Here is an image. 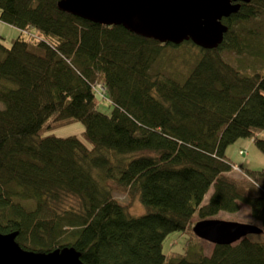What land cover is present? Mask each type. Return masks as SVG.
I'll list each match as a JSON object with an SVG mask.
<instances>
[{
    "label": "trees",
    "instance_id": "trees-1",
    "mask_svg": "<svg viewBox=\"0 0 264 264\" xmlns=\"http://www.w3.org/2000/svg\"><path fill=\"white\" fill-rule=\"evenodd\" d=\"M58 1L0 0V20L20 30L9 47L0 38V232L17 231L29 251L74 247L85 264H264V168L232 176L224 154L239 137L264 153V48L242 25L264 14V0L241 2L223 19L222 42L187 54L185 69L164 50L179 44L85 20ZM74 121L81 136L45 134ZM114 190L137 195L145 213L131 215ZM240 203L261 239L207 255L195 236L163 252L167 234L192 232L194 215Z\"/></svg>",
    "mask_w": 264,
    "mask_h": 264
},
{
    "label": "water",
    "instance_id": "water-1",
    "mask_svg": "<svg viewBox=\"0 0 264 264\" xmlns=\"http://www.w3.org/2000/svg\"><path fill=\"white\" fill-rule=\"evenodd\" d=\"M250 0H59L58 7L74 16L104 24L122 25L159 42L180 44L191 40L204 49L216 48L228 25L224 18ZM200 239L214 245L232 244L262 229L255 224L207 218L192 227ZM17 231L0 232V264H85L74 247L34 252L15 240Z\"/></svg>",
    "mask_w": 264,
    "mask_h": 264
},
{
    "label": "rangeland",
    "instance_id": "rangeland-1",
    "mask_svg": "<svg viewBox=\"0 0 264 264\" xmlns=\"http://www.w3.org/2000/svg\"><path fill=\"white\" fill-rule=\"evenodd\" d=\"M243 27L247 30L252 31L249 34L252 37L256 44L264 48V14H257L251 20H245L242 23ZM33 31V30H32ZM34 32V31H33ZM20 34V30L7 24L0 20V38L2 39L3 43L9 47L12 40L15 39ZM245 34V33H243ZM167 56L168 61H177L175 63H179L178 67L181 69H185L188 55L194 56L199 54L200 50L195 45H191L190 43L183 42L179 45L172 46L166 45L164 48ZM188 54V55H187ZM231 54L233 57L232 59L236 60L240 56L236 55L234 52L224 54V56L230 58L228 55ZM236 56V57H234ZM252 58V57H251ZM167 60V57L160 58L156 61V63L152 66V72L160 65L164 64ZM194 60V59H193ZM170 62V63H171ZM190 65V64H189ZM171 68V67H170ZM186 71L185 73H187ZM99 100V108L101 111L109 112L108 101L106 99H102L101 97H97ZM3 108V103L0 102V109ZM84 130V125L79 121H74L69 124L56 127L45 134H54L58 137H68V136H81ZM258 137L264 139V131L257 133ZM246 153V154H245ZM225 156L232 161L235 165L232 169V176L235 177H243L240 165L245 168L249 169H263L264 168V153L255 145L253 141V137H239L233 143L229 144L226 149L224 150ZM212 192V188L208 190L205 194L204 202L207 201L210 194ZM113 196L116 200L119 201L121 204H126L129 207V213L133 216H140L145 213V207L141 203L140 199L137 195H135L132 199L128 197L125 192L120 191H113ZM213 218L223 219V220H231V221H238L242 223H251L255 225H259V222L255 220L251 214L250 209L246 204H239V208L235 213H228V212H219ZM198 221L197 215H194L192 218V222ZM190 230L186 229L185 231H173L167 234V236L163 240L162 249L165 254H169L171 252H181L183 246L186 244V241L192 242V238L196 235ZM252 239L262 238V235H255L252 234L249 236ZM198 238V237H197ZM201 240V244L203 246L205 254L209 255L213 249L214 244L205 241L203 239L198 238Z\"/></svg>",
    "mask_w": 264,
    "mask_h": 264
},
{
    "label": "bare ground",
    "instance_id": "bare-ground-1",
    "mask_svg": "<svg viewBox=\"0 0 264 264\" xmlns=\"http://www.w3.org/2000/svg\"><path fill=\"white\" fill-rule=\"evenodd\" d=\"M224 23V22H223ZM99 90H104V87L100 84L97 85Z\"/></svg>",
    "mask_w": 264,
    "mask_h": 264
},
{
    "label": "crops",
    "instance_id": "crops-1",
    "mask_svg": "<svg viewBox=\"0 0 264 264\" xmlns=\"http://www.w3.org/2000/svg\"><path fill=\"white\" fill-rule=\"evenodd\" d=\"M248 3V2H247ZM236 14V13H235ZM233 15V14H232ZM231 15V16H232ZM187 41V40H186ZM191 41V40H190ZM184 42V41H183ZM192 42V41H191ZM194 44V43H193ZM195 45V44H194ZM197 46V45H196ZM197 47H199V46H197ZM246 154V153H245ZM233 167H235V166H233ZM233 169V168H232ZM197 222V221H196ZM194 225V224H193ZM193 227V226H192ZM193 232V231H192Z\"/></svg>",
    "mask_w": 264,
    "mask_h": 264
},
{
    "label": "flooded vegetation",
    "instance_id": "flooded-vegetation-1",
    "mask_svg": "<svg viewBox=\"0 0 264 264\" xmlns=\"http://www.w3.org/2000/svg\"><path fill=\"white\" fill-rule=\"evenodd\" d=\"M250 1H251V0H250ZM250 1H249V2H250ZM249 2H248V3H249Z\"/></svg>",
    "mask_w": 264,
    "mask_h": 264
}]
</instances>
